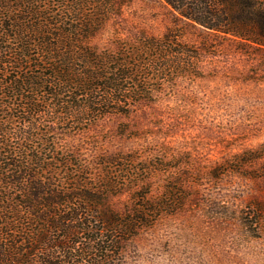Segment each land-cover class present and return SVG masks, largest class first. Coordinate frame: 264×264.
Returning a JSON list of instances; mask_svg holds the SVG:
<instances>
[{"label": "trees", "instance_id": "16d2710c", "mask_svg": "<svg viewBox=\"0 0 264 264\" xmlns=\"http://www.w3.org/2000/svg\"><path fill=\"white\" fill-rule=\"evenodd\" d=\"M164 2L185 23L264 52V0ZM131 3L0 0V264H124L140 231L188 201L193 165L165 143L87 154L68 141L95 147L100 121L204 74L205 39L188 41L178 22L123 34ZM245 155L264 152L234 156Z\"/></svg>", "mask_w": 264, "mask_h": 264}, {"label": "rangeland", "instance_id": "374dc122", "mask_svg": "<svg viewBox=\"0 0 264 264\" xmlns=\"http://www.w3.org/2000/svg\"><path fill=\"white\" fill-rule=\"evenodd\" d=\"M124 17L123 34L140 27L158 35L178 22L188 41L205 39L208 47L203 76L179 79L129 115L100 121L90 131L95 147L68 140L87 154L165 143L193 165L188 201L140 231L124 264H264V156H234L264 152V52L185 23L164 0H132ZM112 37L110 27L93 42L102 47ZM226 162L224 173L212 171ZM123 197L114 198L117 206Z\"/></svg>", "mask_w": 264, "mask_h": 264}]
</instances>
